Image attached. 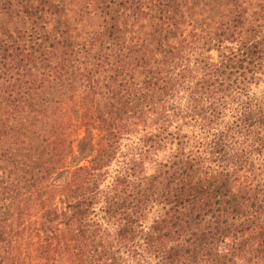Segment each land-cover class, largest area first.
<instances>
[{"label":"trees","instance_id":"trees-1","mask_svg":"<svg viewBox=\"0 0 264 264\" xmlns=\"http://www.w3.org/2000/svg\"><path fill=\"white\" fill-rule=\"evenodd\" d=\"M0 264H264V0H0Z\"/></svg>","mask_w":264,"mask_h":264},{"label":"rangeland","instance_id":"rangeland-1","mask_svg":"<svg viewBox=\"0 0 264 264\" xmlns=\"http://www.w3.org/2000/svg\"><path fill=\"white\" fill-rule=\"evenodd\" d=\"M212 56L214 57V53H212ZM83 129H81V130H79L76 134H75V137L76 136H78V137H82L83 136V131H82ZM132 140V138L131 137H129V138H127V140H123L122 141V144H123V146H122V148H123V150H124V148L126 147V146H128L129 144H130V141ZM75 159H73V158H71V159H68V165L69 166H72L74 163H75ZM114 169H115V164L113 163L112 165H111V168H110V171H114ZM106 185V184H105Z\"/></svg>","mask_w":264,"mask_h":264}]
</instances>
